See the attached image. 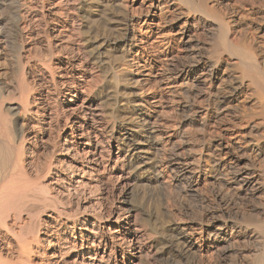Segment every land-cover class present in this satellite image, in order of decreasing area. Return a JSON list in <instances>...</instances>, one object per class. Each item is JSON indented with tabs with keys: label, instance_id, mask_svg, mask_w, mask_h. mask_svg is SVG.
Returning <instances> with one entry per match:
<instances>
[{
	"label": "bare ground",
	"instance_id": "bare-ground-1",
	"mask_svg": "<svg viewBox=\"0 0 264 264\" xmlns=\"http://www.w3.org/2000/svg\"><path fill=\"white\" fill-rule=\"evenodd\" d=\"M0 264H264V0H0Z\"/></svg>",
	"mask_w": 264,
	"mask_h": 264
},
{
	"label": "rangeland",
	"instance_id": "rangeland-1",
	"mask_svg": "<svg viewBox=\"0 0 264 264\" xmlns=\"http://www.w3.org/2000/svg\"><path fill=\"white\" fill-rule=\"evenodd\" d=\"M149 195V196H148ZM150 195L151 194H147L146 195V197L148 198V199H145V200H141V199H135L134 201H135V204L137 205V206H139L140 208H143V209H146L147 207H148V205H149V203L151 204V203H156L155 202V199L154 198H152V197H150ZM151 199H153V201L151 200ZM147 201V202H146ZM149 202V203H148ZM157 204V203H156Z\"/></svg>",
	"mask_w": 264,
	"mask_h": 264
}]
</instances>
